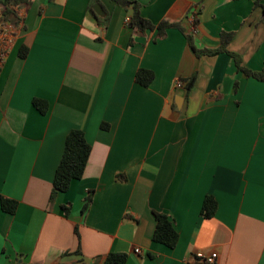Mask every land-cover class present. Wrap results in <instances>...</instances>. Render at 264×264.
Segmentation results:
<instances>
[{"label": "crops", "instance_id": "1", "mask_svg": "<svg viewBox=\"0 0 264 264\" xmlns=\"http://www.w3.org/2000/svg\"><path fill=\"white\" fill-rule=\"evenodd\" d=\"M138 1L154 24L180 22L198 47L228 39L241 65L264 69L253 0ZM88 6L33 0L0 63V200L18 201L14 214L0 201V264H104L111 251L126 264H207L198 253L212 250L216 264H264V81L228 52L197 55L179 28L134 33L113 0L94 5L108 24ZM140 68L154 72L149 86ZM194 74L189 93L176 86ZM72 129L91 153L82 178L51 199ZM206 195L217 201L210 217ZM155 212L179 232L174 248L152 239Z\"/></svg>", "mask_w": 264, "mask_h": 264}, {"label": "trees", "instance_id": "2", "mask_svg": "<svg viewBox=\"0 0 264 264\" xmlns=\"http://www.w3.org/2000/svg\"><path fill=\"white\" fill-rule=\"evenodd\" d=\"M116 4L124 7L128 13L127 24L132 27L133 32H143L147 29L157 30L158 37H164L166 31L170 27L179 28L184 32L188 43L197 53V55H216L221 52H228L235 58L237 67L244 71L247 75L253 76L259 80L264 81V69L256 71L251 70L247 67L241 65V60L238 54L231 52L227 49L228 39H222L220 46L218 47H198L195 44L194 33L191 31H186L180 22H172L166 19L161 20L157 24H154L149 19L145 18L141 14L142 4L138 0H113ZM254 6H260L263 9V21H264V0H253ZM33 0H0V12L2 13L4 19L13 22L15 25L18 24L21 19L18 9L27 8ZM100 2V0H89V10L95 15L99 20H102L105 24H108V18H100L94 10V5ZM196 25V20L194 21ZM27 46H22L20 49V56L26 57L27 55ZM136 81L144 86H149L154 79V72L146 68L138 69L136 73ZM185 82V90L187 93L193 88L196 81V74L192 75L189 78L181 79ZM33 104L41 112H46L48 104L45 100L34 98ZM106 125H103V127ZM91 153V144L87 140L85 133L81 129H72L66 137L64 152L62 158L57 166L54 181L53 189L51 193V199L59 192H65L70 188L71 182L75 179L82 178L89 156ZM1 208L3 211L14 214L18 201L12 198L1 197ZM92 201V192L88 195L85 200L83 207V212H85ZM217 209V201L213 195H206L201 214L204 217L212 216ZM156 226L152 235V239L155 242L162 243L169 248H174L179 240V232L175 228V225L171 217L163 212H155ZM77 254H80V247L76 251ZM128 254L125 252H109L104 259V264H126ZM192 264V263H189Z\"/></svg>", "mask_w": 264, "mask_h": 264}, {"label": "built area", "instance_id": "3", "mask_svg": "<svg viewBox=\"0 0 264 264\" xmlns=\"http://www.w3.org/2000/svg\"><path fill=\"white\" fill-rule=\"evenodd\" d=\"M21 9H18L20 15ZM18 32V27L14 23L11 22H0V63L3 61L6 56L9 48L13 45ZM176 86L183 88L185 86V82L181 79H178L176 82ZM140 248H135L136 253H141ZM218 252L216 250H212L210 252H199L198 256L207 264H216L218 259Z\"/></svg>", "mask_w": 264, "mask_h": 264}, {"label": "rangeland", "instance_id": "4", "mask_svg": "<svg viewBox=\"0 0 264 264\" xmlns=\"http://www.w3.org/2000/svg\"><path fill=\"white\" fill-rule=\"evenodd\" d=\"M19 9H21V8H19ZM0 22L6 23V22H10V21L7 19H4L2 13L0 12ZM11 23H13V22H11Z\"/></svg>", "mask_w": 264, "mask_h": 264}, {"label": "water", "instance_id": "5", "mask_svg": "<svg viewBox=\"0 0 264 264\" xmlns=\"http://www.w3.org/2000/svg\"><path fill=\"white\" fill-rule=\"evenodd\" d=\"M95 9H96L97 12L99 11L98 6H96ZM198 264H205V263H203V262H198Z\"/></svg>", "mask_w": 264, "mask_h": 264}]
</instances>
